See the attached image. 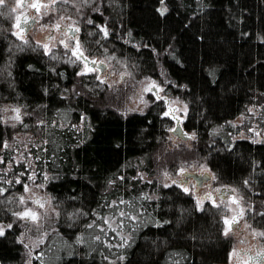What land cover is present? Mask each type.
Masks as SVG:
<instances>
[{
	"label": "trees",
	"instance_id": "16d2710c",
	"mask_svg": "<svg viewBox=\"0 0 264 264\" xmlns=\"http://www.w3.org/2000/svg\"><path fill=\"white\" fill-rule=\"evenodd\" d=\"M10 4L0 5V222L12 227L0 236V264L28 261L17 214L33 175L58 219L32 264H50L56 238L72 248L56 264L227 263L235 239L224 232L226 209L199 208L179 184H164L163 171L205 165L217 186L264 204V140L236 138L243 128L233 124L257 107L264 126V0L59 1L47 23L74 19L85 54L128 74L121 87L81 74L83 62L63 44L48 52L18 38ZM144 78L186 103L190 140L174 143L161 101L145 113L120 112ZM6 103L21 109L14 125L1 119ZM256 213L263 217L248 218L264 228V205Z\"/></svg>",
	"mask_w": 264,
	"mask_h": 264
},
{
	"label": "rangeland",
	"instance_id": "374dc122",
	"mask_svg": "<svg viewBox=\"0 0 264 264\" xmlns=\"http://www.w3.org/2000/svg\"><path fill=\"white\" fill-rule=\"evenodd\" d=\"M61 0H56V3L48 8L42 7L41 13L39 15V21L38 24L30 31V33L26 36L22 37H30L33 40H35L37 43L41 44L43 47L44 45H47V51H51L55 49L60 44H67L68 49L71 51L75 48V40L68 38L65 32H56L53 35L52 28H54L57 24L59 26H69V25H75V20L69 17H60L54 20L52 23H47V20L52 14H55V5ZM21 0H5L4 4H10L12 8H15L14 11L16 14V18L22 16L24 14V11L26 9H22L20 7ZM43 4H49L50 0H42ZM19 5V6H18ZM33 14V12H31ZM17 23V19H16ZM77 26V25H75ZM16 31H19L16 28ZM52 36V37H51ZM64 43H61V42ZM82 51L85 53V48H82ZM92 60H101L107 63L108 70L105 74L100 75L98 71H90L91 73H95L97 75V79L106 82L109 85H115L118 87L124 86L123 80L125 77H127L128 74L120 73L117 74L111 70V64L110 62L101 57H92ZM82 64L81 73L84 72L85 64ZM85 74V73H84ZM134 85L132 88L126 93L125 97L119 102L120 106V112H122L124 115H129L133 113H145L149 107L158 101H161L163 104V116L170 119L171 126H170V133L171 137L174 139V143L178 144L179 142H187L182 141L178 138H176L172 134V130L175 128V121L172 120L167 113V107L165 101L162 99L159 100L157 98V94L155 92L146 91L147 88L151 86V83L154 81L156 85H158L162 90L160 91L161 97L170 99V106L171 107H177L176 116L182 119V124L184 127V121L187 117L188 107L186 103L179 100L178 98H175L168 94L166 92V85L163 84V82H159L158 80L151 79V78H144L141 80H134ZM166 83V81H165ZM19 109V116L21 119V109L18 106H15L14 104L6 103L3 104L1 107V119L4 123L8 125H14L19 120L14 119V117L17 115V113L14 111V109ZM167 113V114H166ZM260 109L257 107H250L247 114L242 115L235 119L233 121V124L241 125L243 130L242 132L236 136V138H247L250 137L254 141H263L264 140V126H263V120L262 122L259 121L260 118ZM191 137V133L187 132ZM24 145L23 150H20L21 155L20 158L23 160V157H27L29 155V147H28V141H26V138L23 137ZM185 171L189 172H198V173H205L210 172L212 174L213 181L211 182V186L198 189L194 182L191 181L188 185L185 184H179L183 189L187 188L188 191L192 193L197 201V205L199 208H202L204 203L209 201L216 203L218 205H221L226 209V216L224 217V222L227 220L231 224L234 223V226L230 228L229 225L225 223V229L224 232H228L227 235L232 236L235 239V244L233 246L230 259L225 264H264V259L262 262H259L258 259L249 261V255L247 253H251L252 255L259 254L262 256L264 254V236L259 235V233L264 232V228H258L254 225L253 220L256 219L253 215V218H248L249 212H253L257 215L256 212H263V201L262 203L257 204L255 202L247 201L246 198L235 188H230L228 186L221 187L217 186L215 184V178L213 173L210 171V169L202 165L198 168H191L186 165L184 162H180V166L175 172H166L164 175L163 182L165 185L170 184H177L178 180H181L182 173ZM30 181L25 185L23 195L21 198H23L22 209L18 214H22L25 211L31 210L33 213L36 214L37 219L32 220L29 218H20V215L17 214V217L22 220L24 231L20 236V240L25 245L28 255V261L26 264H32V260L34 258L41 257V253L38 251L41 246H43L54 230L56 229L57 224V211L54 208L52 204L51 197L46 191L45 185L41 183L37 175H33L29 179ZM232 190L233 193V199L230 197H227L226 199H219L216 197V199H210L208 198L209 194H215L218 196L221 194V190ZM234 199L236 201H239V203H234ZM36 201H39L37 203ZM41 205H43L41 207ZM257 206V208H256ZM241 209H243V213L241 214ZM257 219H261L263 216L257 215ZM235 218V220H234ZM0 225L5 226V231L9 228H7V225L0 222ZM12 225V224H11ZM72 251V248L69 244H67L64 241H60L59 238H56L52 246H50L47 249V256L50 260V264H56L59 260V251ZM236 253V255H233V253Z\"/></svg>",
	"mask_w": 264,
	"mask_h": 264
},
{
	"label": "water",
	"instance_id": "95a60500",
	"mask_svg": "<svg viewBox=\"0 0 264 264\" xmlns=\"http://www.w3.org/2000/svg\"><path fill=\"white\" fill-rule=\"evenodd\" d=\"M27 23H25V18L22 19L20 21V25H21V29H22V34L27 35L33 28L34 26L37 24V20L36 19H26ZM62 26H59V28H61ZM57 28V29H59ZM18 29V28H17ZM21 29H18L19 31ZM68 29H72L74 30L73 36H75V34H78V31H75V29H78L76 27H70V28H66ZM84 53V52H83ZM84 56L87 57V61H88V67L94 69L93 71H98V73L100 75H103L107 72L108 70V65L107 63H105L104 61H99V60H92L89 56H87L84 53ZM84 64L85 61L81 60ZM91 61H96L95 64L90 63ZM158 86V85H157ZM156 90H160V87H155L152 88V91L156 93ZM165 101L167 103V108H168V116L175 121L176 125L175 128L172 130V134L182 140V141H188L191 139V136L187 133V131L185 130V128L183 127L182 124V119L176 116V111H177V107H171L170 106V99L165 98ZM182 179L177 181V184H185L187 185V183L189 182L190 179H192L195 183H196V187L201 188L205 183H208L212 180V174H210V172H205V173H198V172H189V171H185L182 173ZM227 192H229L230 194L233 193L232 190H227ZM234 226V223L231 224V227Z\"/></svg>",
	"mask_w": 264,
	"mask_h": 264
},
{
	"label": "snow or ice",
	"instance_id": "6c2138e0",
	"mask_svg": "<svg viewBox=\"0 0 264 264\" xmlns=\"http://www.w3.org/2000/svg\"><path fill=\"white\" fill-rule=\"evenodd\" d=\"M85 2H87V0H85ZM4 3H5V0H0V5H3ZM55 3H56V0H50V3H49V4H40L39 2H37V3H33V4H31L30 6H31L32 8H35V9L37 10V12H39L40 9H41V7L48 8V7L53 6ZM18 6H19V5H18ZM15 10H16L15 8L11 9V11H13V12H14ZM166 12H167V8H162V9H160V13H161V15H163V14L166 13ZM16 19H17L16 27H17L18 29H21L20 18L17 17ZM89 22H91V21H89ZM25 23H27V20H26V19H25ZM56 27L59 28V24H57ZM75 31H79V29H75ZM102 31L104 32V35H105V36L108 35V32H107V29H106V28H105V29H102ZM14 34H15L18 38H21V39L23 38V37H22V29H21L20 31H17V32L14 33ZM25 43H27V41H25ZM61 43H64V42L62 41ZM64 46H65L66 48L68 47V45H67L66 43L64 44ZM44 47H45V49H47V45H44ZM72 55H74V56L77 58V60H83V61H85L84 72H82L81 74H84V73H86V72H89V71H93V70H94V69L89 68V67L87 66V65H88L87 57L84 56V53H83V51H82V47H81L79 41L76 42V44H75V48L72 50ZM53 58H55V57H53ZM90 63L95 64L96 61H91ZM155 87H158V86H157V85L155 84V82L153 81V82L151 83V86H150L149 88H147L146 91H151L152 88H155ZM161 90H162V89H161ZM157 98H160V97L157 96ZM14 111L17 113V115L14 117V119L19 120V119H20V116H19V112H20V110L17 108V109H14ZM166 114H167V113H166ZM4 147H7V145L5 144ZM0 163H3V160H2V159H0ZM25 190H27V188H25ZM184 191L187 192L188 189L185 188ZM145 198H147V197H145ZM36 202L39 203V201H36ZM233 202H234V203H239V201H236L235 199H234ZM21 203H23V198H21ZM121 203H124V201H121ZM42 206H43V205H41V207H42ZM242 213H243V209H241V214H242ZM261 214L264 215V213H261ZM18 215H20V218H22V219H23V218H29V219H32V220H36V219H37L36 214L33 213L31 210L25 211V212H23L22 214H18ZM120 215H121V216H124L125 213H124V212H120ZM132 218L134 219L135 217H132ZM234 220H235V218H234ZM105 222H107V221H105ZM164 223H169V221H165ZM225 223L229 225V230H230V228H231V223H230L229 221H227V220L225 221ZM90 226H91V225H90ZM11 227H12L11 224L7 225V228L10 229ZM113 231H115V229H113ZM227 234H228V232H225V235H227ZM4 235H5V226H4V225H0V236H4ZM259 235L264 236V232L259 233ZM97 239H99V237H97ZM121 239H124V237H121ZM173 255H175V254H173ZM233 255H236V253L234 252ZM175 264H178V262H175Z\"/></svg>",
	"mask_w": 264,
	"mask_h": 264
},
{
	"label": "flooded vegetation",
	"instance_id": "af4514ba",
	"mask_svg": "<svg viewBox=\"0 0 264 264\" xmlns=\"http://www.w3.org/2000/svg\"><path fill=\"white\" fill-rule=\"evenodd\" d=\"M37 2H39L40 4H43V2H42V0H21V2H20V7L22 8V9H26L25 11H24V14L22 15V16H20V21L22 20V19H36L37 20V24H38V21H39V15H40V13H41V9H42V7H41V9H40V11L39 12H37V10L35 9V8H32L30 5L31 4H33V3H37ZM31 12H33V14H31ZM36 24V25H37ZM35 25V26H36ZM34 26V27H35ZM70 27H76V28H78L77 26H75V25H69V26H62L61 28H59V29H57V27L55 26L54 28H52V29H54V30H52V32H53V35L56 33V32H65L66 33V35H67V37L68 38H71V39H74L75 40V44H76V42L77 41H79V32H80V29H79V31H78V34H75V36H73V33H74V30H72V29H66V28H70ZM17 28V27H16ZM30 33V32H29ZM28 33V34H29ZM27 34V35H28ZM22 36H26V35H24V34H22ZM52 37V36H51ZM160 91H161V88H160V90H156V94H157V96H159L160 98H158L159 100H163V101H165V98H163V97H161V94H160ZM165 103H166V101H165ZM166 107H167V103H166ZM167 113H168V108H167ZM191 181H193L192 179H190L189 180V182L187 183V185L191 182ZM213 181V178H212V180L210 181V182H208V183H205L201 188H199V187H197L198 189H203V188H206V187H209V186H211L210 184H211V182ZM194 182V181H193ZM194 184H195V186H196V183L194 182ZM216 197H218L219 199H226L227 197H230V198H232L233 199V195L232 194H230L229 192H227V190H224V189H222L221 190V194H219L218 196H216L215 194H209L208 195V198H210V199H216ZM248 255H249V261H252V260H255V259H258V261L259 262H262L263 261V259H264V254H262V256H260L259 254H256V255H252L251 253H247Z\"/></svg>",
	"mask_w": 264,
	"mask_h": 264
}]
</instances>
